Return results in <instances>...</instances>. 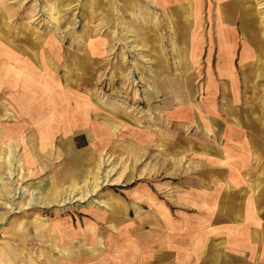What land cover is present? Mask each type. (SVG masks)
Segmentation results:
<instances>
[{"label":"crops","instance_id":"0c3cea01","mask_svg":"<svg viewBox=\"0 0 264 264\" xmlns=\"http://www.w3.org/2000/svg\"><path fill=\"white\" fill-rule=\"evenodd\" d=\"M43 1L55 23L75 4L92 8L95 23L86 21L66 49L101 55V87L108 84L101 88L102 153L117 146L114 157L123 140L129 144V185L104 202L72 206L65 223L52 221L65 225L56 238L66 248L60 256L71 264H264V22L257 1ZM11 42L4 46L13 52L19 45ZM21 54H12L23 61L12 73L28 78L16 90L5 87L8 101L0 104L8 114L1 120L17 125L36 121L8 103L10 93L26 96L32 79ZM90 64L81 59V74ZM41 80L32 82L41 88ZM58 117L28 126L23 133L34 138L11 144L34 147L36 179L62 174L57 166L66 179L98 177L86 174L85 163L97 159L75 146L73 130L58 137ZM53 188L44 192L50 199Z\"/></svg>","mask_w":264,"mask_h":264},{"label":"rangeland","instance_id":"374dc122","mask_svg":"<svg viewBox=\"0 0 264 264\" xmlns=\"http://www.w3.org/2000/svg\"><path fill=\"white\" fill-rule=\"evenodd\" d=\"M256 1L264 22V0ZM55 4L57 7L63 5ZM0 11V43H4L2 47H6L0 50V104L3 100L8 101L5 97L8 95L5 91L8 89L5 87L16 90L19 80L22 77L28 78L20 77L21 74L18 75L17 72V75L12 73L14 62H23L21 58L16 57L15 60L12 56L13 52L17 51L25 57L22 66L32 79L27 90L24 89L26 96L15 97V93H10L8 103L11 107L19 105L20 109L27 113L26 118L36 119L17 125V122L2 121L1 118H6L8 114L0 113V264H71L66 262V257L60 256V250H66L64 242L61 245H58L60 241L56 242L60 228L64 229L65 225L59 227L52 224V221L56 224L65 223L64 219L72 206H75L72 210H76L78 206L81 207L95 199L104 202L105 195L119 193L120 189L130 183L127 174L128 141H122L121 150L117 154L113 153L114 157H111V152L117 146H107L103 153L101 151V88L108 89V84L101 87V55L90 57L92 52L66 49L70 42L78 43L74 38L82 37L78 35V29L85 25L86 21L88 25L94 24L96 17L93 16L92 8L89 12H84L81 5L79 7L75 4L65 9L62 16L56 17L55 23L54 19L49 18L47 3L43 0H0ZM68 26L73 33H50L52 30L69 31L66 29ZM66 38L69 40H65ZM9 41L19 45V48L11 52L4 46ZM83 57L88 58L94 69L89 68L91 72L83 70L81 74L80 64ZM55 59L56 64L52 63L50 66L49 60ZM35 77L42 78L38 81L41 88L32 82ZM3 80H7L8 84L3 83ZM121 88L125 86L121 84ZM57 113L59 117L54 120L53 126L56 134L58 137H69L73 134L75 146L83 152L87 151L86 159L90 157V153L92 158L97 159L95 162L87 160L86 174L99 172L98 177L80 176L66 179L65 168L57 166V174L59 170L62 173L60 176L57 175L53 179H36L32 169L35 160L34 147L11 144L12 138H34L29 135L28 130L26 133H23V130L28 126L33 129L34 123L38 125L37 122H44L47 117H54ZM10 116L17 118L14 113ZM39 128L41 126L37 127ZM71 129L72 134L69 132ZM5 137L7 140L3 139ZM97 139L98 143L95 142ZM60 163L61 161H58V164ZM38 170L42 172L41 169ZM50 187H54L53 199L49 198L51 195L44 194ZM40 190L43 191L42 194ZM42 225L46 226V231ZM62 241H65V237ZM16 254L18 256H15ZM97 259L91 258L90 261ZM97 261V264H101V259Z\"/></svg>","mask_w":264,"mask_h":264},{"label":"bare ground","instance_id":"6f19581e","mask_svg":"<svg viewBox=\"0 0 264 264\" xmlns=\"http://www.w3.org/2000/svg\"><path fill=\"white\" fill-rule=\"evenodd\" d=\"M1 219V218H0ZM6 263H8V262H6Z\"/></svg>","mask_w":264,"mask_h":264}]
</instances>
